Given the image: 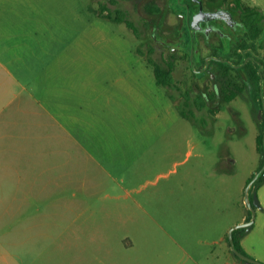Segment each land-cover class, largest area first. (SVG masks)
<instances>
[{
    "label": "rangeland",
    "instance_id": "374dc122",
    "mask_svg": "<svg viewBox=\"0 0 264 264\" xmlns=\"http://www.w3.org/2000/svg\"><path fill=\"white\" fill-rule=\"evenodd\" d=\"M28 1L36 6L39 32L51 38L54 48L62 40L67 52L66 76L51 84L53 108L63 101L83 106L63 110L79 148L70 139L61 147L57 128L31 126L45 135L33 136L22 121L11 122L8 115L17 107L27 109L22 88L21 100L5 108L0 121L5 148L47 149L30 154L37 183L30 218L13 210L0 221V264L233 261L228 243L225 253L226 239L250 212L246 188L262 168L256 142L264 122L261 86L230 103L222 97L211 101L199 111L198 104L181 97L194 71L187 59L177 63L169 89L156 84L149 60L163 64L170 54L156 38L175 37L173 47H188L186 29L170 10L182 15L185 0ZM151 2L161 15L146 12ZM241 2L264 15V0ZM118 11L134 30L115 20ZM40 161L48 168L43 175L38 174ZM255 183L249 197L256 194L260 206L240 238L248 256L264 263V177L257 191ZM15 192L17 184L0 178V195ZM38 203L42 211L35 215ZM127 238L132 247L124 245Z\"/></svg>",
    "mask_w": 264,
    "mask_h": 264
},
{
    "label": "crops",
    "instance_id": "0c3cea01",
    "mask_svg": "<svg viewBox=\"0 0 264 264\" xmlns=\"http://www.w3.org/2000/svg\"><path fill=\"white\" fill-rule=\"evenodd\" d=\"M36 10V6L28 0H0V121H4L1 116L4 115L5 108L15 104L17 100H21L19 90L22 88L28 96L26 99L27 109L17 107L12 115H8L12 119L11 122L22 121L28 127V134L33 136L45 135L40 129L33 130L31 126L44 128V130L50 127L57 128L61 133V147L66 145V141L70 139L71 145L74 148H79L69 132L71 130L68 118L63 110L68 111L83 106L77 104L73 107L68 105L67 101H63L64 104L58 103L55 109L53 108L54 92L51 84L53 81L59 83L65 78L68 55L66 50L61 48L62 40L59 47L54 48L51 38L47 34L39 32L37 26L40 19L35 18ZM44 25L45 23L41 24V26ZM53 58H59V60L51 62ZM73 88L77 90L78 85L76 84ZM60 95L62 96V94ZM91 102L93 103V100ZM16 114H19L20 118L16 117ZM4 138L3 126L0 130V178L11 179L14 184H17V192L10 196L0 195V221L4 217L8 218L13 210H17L25 220H28L34 211V206L30 202L31 192L33 186L37 184L32 178L33 165L30 154L36 150H46L47 147L12 148L9 146L5 148ZM22 154H28V159L21 160ZM47 171V166L40 161L38 174L43 175ZM39 182L45 184L43 180H39ZM9 199L10 203L4 202ZM39 211H42L40 203L36 204L35 215ZM246 218L247 215L242 216L238 223H245ZM240 243L244 248L241 241ZM124 245L132 247L133 242L127 238ZM226 260L225 264L244 263L243 261L237 263L235 258L233 261Z\"/></svg>",
    "mask_w": 264,
    "mask_h": 264
},
{
    "label": "flooded vegetation",
    "instance_id": "af4514ba",
    "mask_svg": "<svg viewBox=\"0 0 264 264\" xmlns=\"http://www.w3.org/2000/svg\"><path fill=\"white\" fill-rule=\"evenodd\" d=\"M110 5L116 4L112 1ZM182 7L184 9L182 15L175 13L171 8L170 10L180 20L182 28L186 29L185 43L188 47L181 48L180 45L173 47L171 42L175 43V37L165 36L161 40L156 38L161 46L170 51L169 57H166L165 63L160 66L172 68V78L177 63L182 59H187L189 68L194 69L191 82L189 81L184 93L181 92L182 87L180 88L182 82L179 81V86H176L178 92L182 93L181 97L192 105H203L204 108L211 101L216 103L221 97L224 100L223 91L226 87L236 93L235 99L240 94L243 98L245 93L254 90L258 84L257 86H261L263 96L262 106L264 37L263 32L255 33L254 17L248 14L243 4L238 8L225 0H185ZM220 11L228 12L229 20L209 16ZM161 14L162 12L159 15ZM160 58L163 60L162 53ZM215 76L217 80L220 78V81L213 79ZM208 83L211 84L210 87ZM198 107L194 108L202 111L203 108ZM210 111L209 114L212 113ZM193 113L198 116L195 111ZM209 114L200 113V115ZM261 114L264 119L263 111Z\"/></svg>",
    "mask_w": 264,
    "mask_h": 264
},
{
    "label": "trees",
    "instance_id": "16d2710c",
    "mask_svg": "<svg viewBox=\"0 0 264 264\" xmlns=\"http://www.w3.org/2000/svg\"><path fill=\"white\" fill-rule=\"evenodd\" d=\"M225 1H229L233 4L236 5V7L241 8L242 7V2L241 0H225ZM246 11L248 12V14L250 16L254 17V23L256 25V29H255V33L260 34L261 32L264 31V27L262 26L261 22L264 21V16L263 14L260 12L259 9L255 8V7H246ZM145 10L148 14L151 15H158L161 13V9L159 7H157L153 2L146 4L145 5ZM107 17H109V15H106ZM110 18V17H109ZM115 20L119 23H125L130 29L134 30L133 24L130 20H128L125 16V14H123L121 11H118V15L115 17ZM150 64L153 67V71H154V75L156 78V82L158 85L164 86V87H170L172 84V68H161L160 64H158L157 62H154L153 60H149ZM236 96V93L231 91L229 88H225V90L223 91V97L224 100L226 102H230L232 99H234V97ZM199 109L203 108V105H199L198 107ZM181 114L189 119V116L186 112L181 111ZM263 126H264V122L262 123V132L257 136L256 142H257V151L263 155V140H264V136H263ZM264 164V158H262V166ZM250 182V181H249ZM263 184V176H260L258 178V180L255 183V190L257 191V189H259L261 187V185ZM251 218V214L248 211V215L246 218V221H249ZM244 232V229H236L233 231V239H234V244L236 246V248L238 249L239 252H241L242 254L248 256V254L246 253V251L244 250V248L242 247L240 241L241 238L240 236L242 235V233ZM228 244H229V240L227 239ZM232 252V251H231ZM232 254L234 255L235 258L239 259L233 252Z\"/></svg>",
    "mask_w": 264,
    "mask_h": 264
},
{
    "label": "water",
    "instance_id": "95a60500",
    "mask_svg": "<svg viewBox=\"0 0 264 264\" xmlns=\"http://www.w3.org/2000/svg\"><path fill=\"white\" fill-rule=\"evenodd\" d=\"M209 16L211 18H223V19H226V20H229L228 17L230 18V14L228 12H223V11L216 12V13H211ZM262 111H263V117H264V99L262 100V110L260 111V114H261ZM261 116H262V114H261ZM262 156L264 158V140H263V155ZM260 174H263V177H264V164H263L260 172L257 173L254 176L253 180L250 182V184L246 188V199H245V201H246L248 209L250 210V213H251L250 220L246 221L245 223L239 224V225L234 226L233 228H231V230L229 231V235H228V240H229V244H230V247H231V251L239 259H241L245 264H264V263H262L260 261L252 259L251 257L246 256V255L242 254L241 252H239L238 249L236 248L235 244H234V239H233V231L234 230L241 229V228H246V230H249L251 228L253 222H254L255 207H259L260 204L258 202L256 194H254L252 199L249 197V190H250V187L258 180V177H259Z\"/></svg>",
    "mask_w": 264,
    "mask_h": 264
},
{
    "label": "bare ground",
    "instance_id": "6f19581e",
    "mask_svg": "<svg viewBox=\"0 0 264 264\" xmlns=\"http://www.w3.org/2000/svg\"><path fill=\"white\" fill-rule=\"evenodd\" d=\"M229 6V5H228Z\"/></svg>",
    "mask_w": 264,
    "mask_h": 264
}]
</instances>
